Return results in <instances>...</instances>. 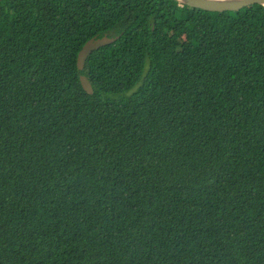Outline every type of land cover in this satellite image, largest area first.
Masks as SVG:
<instances>
[{
  "label": "trees",
  "instance_id": "obj_1",
  "mask_svg": "<svg viewBox=\"0 0 264 264\" xmlns=\"http://www.w3.org/2000/svg\"><path fill=\"white\" fill-rule=\"evenodd\" d=\"M0 264H264V7L0 0Z\"/></svg>",
  "mask_w": 264,
  "mask_h": 264
},
{
  "label": "water",
  "instance_id": "obj_2",
  "mask_svg": "<svg viewBox=\"0 0 264 264\" xmlns=\"http://www.w3.org/2000/svg\"><path fill=\"white\" fill-rule=\"evenodd\" d=\"M182 6H187L199 9L206 12H234L242 9L260 5L264 7V0H177ZM118 37L109 38L103 36L101 38H92L88 40L78 52L77 55V68L83 69L86 58L93 51L100 47L115 42ZM80 84L85 92L92 93V87L86 77L80 76Z\"/></svg>",
  "mask_w": 264,
  "mask_h": 264
}]
</instances>
